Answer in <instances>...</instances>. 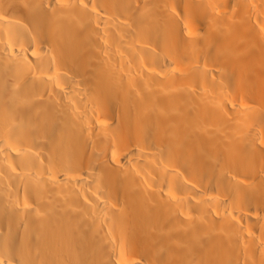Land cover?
<instances>
[{
  "label": "bare ground",
  "instance_id": "1",
  "mask_svg": "<svg viewBox=\"0 0 264 264\" xmlns=\"http://www.w3.org/2000/svg\"><path fill=\"white\" fill-rule=\"evenodd\" d=\"M0 264H264V0H0Z\"/></svg>",
  "mask_w": 264,
  "mask_h": 264
}]
</instances>
